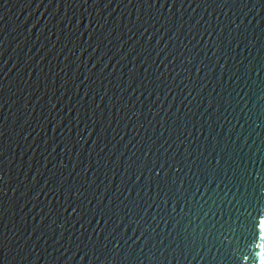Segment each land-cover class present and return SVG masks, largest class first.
Returning <instances> with one entry per match:
<instances>
[{
  "label": "water",
  "instance_id": "water-1",
  "mask_svg": "<svg viewBox=\"0 0 264 264\" xmlns=\"http://www.w3.org/2000/svg\"><path fill=\"white\" fill-rule=\"evenodd\" d=\"M217 160L262 195L264 0H0V264H230Z\"/></svg>",
  "mask_w": 264,
  "mask_h": 264
},
{
  "label": "snow or ice",
  "instance_id": "snow-or-ice-1",
  "mask_svg": "<svg viewBox=\"0 0 264 264\" xmlns=\"http://www.w3.org/2000/svg\"><path fill=\"white\" fill-rule=\"evenodd\" d=\"M221 159H223L222 156ZM246 172V168H239L238 170H232L230 176L229 169L220 166L219 160H217V166L205 167L201 170V175L208 181L201 194L202 203L195 200L196 192L200 190L199 182L196 186V192L191 193L193 208L189 209L188 213L182 217V220L187 219V223L180 229H173L182 237L181 242L185 250L190 251L196 241L203 236L204 228H200L199 233L195 229L189 232V226L193 223V220L199 217L204 210V206L211 201L212 206H215L217 210L216 213L212 214L213 218L215 219L218 213L219 219L211 224L208 229V236H212L213 230L219 236H223L225 231L231 233L232 240L229 242L228 249L230 264H264V175H262L264 168L255 173L254 178L257 183L252 185L253 193L257 191V186H259L258 190L262 194L261 196L246 197L248 186L251 184L250 180H245ZM248 175L251 176L252 174L248 173ZM238 176L239 179H237ZM197 180L199 181L198 176ZM226 181L227 183H225ZM214 182L215 188H212ZM241 182L244 183V194H240L239 198H237L236 194H233L231 199H228L229 193L232 192V187L236 188L237 194L240 193ZM172 183L175 185L176 180L174 179ZM221 185L227 188L223 195H221ZM229 185L232 187H229ZM181 188H183V181H181V186L176 189L177 194H180ZM205 195H208L207 200L204 199ZM189 199V196H184L186 204L189 203ZM233 201H235V204H233ZM208 214V212H204L205 216H208ZM225 215H227L226 220ZM176 224H181V221H176ZM197 227L200 226L197 225Z\"/></svg>",
  "mask_w": 264,
  "mask_h": 264
}]
</instances>
